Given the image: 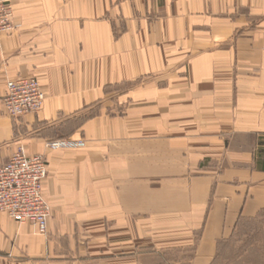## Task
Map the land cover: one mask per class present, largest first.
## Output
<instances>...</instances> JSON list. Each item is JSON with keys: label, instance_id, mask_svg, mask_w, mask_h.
Returning a JSON list of instances; mask_svg holds the SVG:
<instances>
[{"label": "crops", "instance_id": "1", "mask_svg": "<svg viewBox=\"0 0 264 264\" xmlns=\"http://www.w3.org/2000/svg\"><path fill=\"white\" fill-rule=\"evenodd\" d=\"M0 166L43 156L47 234L0 213V264H210L264 222V0H12ZM35 78L12 120L8 81ZM57 139L78 148L50 150Z\"/></svg>", "mask_w": 264, "mask_h": 264}, {"label": "built area", "instance_id": "2", "mask_svg": "<svg viewBox=\"0 0 264 264\" xmlns=\"http://www.w3.org/2000/svg\"><path fill=\"white\" fill-rule=\"evenodd\" d=\"M14 30L12 0H0V37ZM44 94L33 77L8 81L2 104L14 121L40 112ZM82 141L57 139L45 144L50 150L78 148ZM47 175L43 156H27L22 145L0 166V213H5L17 224H30L36 235L47 234L50 206L43 197V181Z\"/></svg>", "mask_w": 264, "mask_h": 264}, {"label": "rangeland", "instance_id": "3", "mask_svg": "<svg viewBox=\"0 0 264 264\" xmlns=\"http://www.w3.org/2000/svg\"><path fill=\"white\" fill-rule=\"evenodd\" d=\"M190 250H174L164 253L175 263L188 264L193 257ZM210 264H264V222L253 220L240 224L232 236L220 242L216 257Z\"/></svg>", "mask_w": 264, "mask_h": 264}]
</instances>
